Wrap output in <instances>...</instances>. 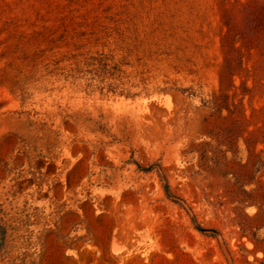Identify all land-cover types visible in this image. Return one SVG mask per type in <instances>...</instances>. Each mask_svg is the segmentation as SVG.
I'll return each mask as SVG.
<instances>
[{
  "label": "rangeland",
  "instance_id": "rangeland-1",
  "mask_svg": "<svg viewBox=\"0 0 264 264\" xmlns=\"http://www.w3.org/2000/svg\"><path fill=\"white\" fill-rule=\"evenodd\" d=\"M264 264V0H0V264Z\"/></svg>",
  "mask_w": 264,
  "mask_h": 264
},
{
  "label": "water",
  "instance_id": "water-1",
  "mask_svg": "<svg viewBox=\"0 0 264 264\" xmlns=\"http://www.w3.org/2000/svg\"><path fill=\"white\" fill-rule=\"evenodd\" d=\"M157 167H158V169H159V171H160L161 177H162L163 182H164V185H165V190H166V193L168 194V196L171 197V198H174V199L179 200L180 202H182V203L185 205V207H186V208L188 209V211L190 212V215H191V217H192V220H193L195 226H196L200 231H202V232H211V233L216 234V236H217V238H218V240H219L221 246L224 248V250H225V252H226V254H227V259H228L229 264H233L232 259H231L230 255H229V253H228V251H227V249H226V247H225V244H224V242H223V239H222L221 233H220L218 230H216V229L201 227L200 225H198V224L196 223L195 217H194V215H193L191 209L189 208V206L186 204V202H185L183 199H181V198H179V197L173 195L172 193H170L169 188H168V185H167V182H166V179H165V176H164V174L162 173V170H161L160 166L157 165Z\"/></svg>",
  "mask_w": 264,
  "mask_h": 264
},
{
  "label": "trees",
  "instance_id": "trees-1",
  "mask_svg": "<svg viewBox=\"0 0 264 264\" xmlns=\"http://www.w3.org/2000/svg\"><path fill=\"white\" fill-rule=\"evenodd\" d=\"M6 238V228L0 223V242Z\"/></svg>",
  "mask_w": 264,
  "mask_h": 264
}]
</instances>
